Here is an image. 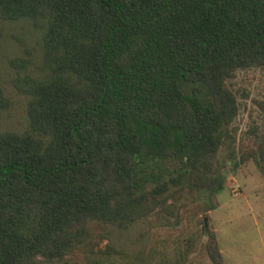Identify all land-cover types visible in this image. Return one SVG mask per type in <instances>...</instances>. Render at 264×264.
<instances>
[{"label": "trees", "instance_id": "1", "mask_svg": "<svg viewBox=\"0 0 264 264\" xmlns=\"http://www.w3.org/2000/svg\"><path fill=\"white\" fill-rule=\"evenodd\" d=\"M0 15L45 18L53 61L30 82L29 127L0 131V264H67L90 222L127 225L180 179L219 191L247 158L213 166L234 139L226 79L264 64V0H0Z\"/></svg>", "mask_w": 264, "mask_h": 264}, {"label": "rangeland", "instance_id": "2", "mask_svg": "<svg viewBox=\"0 0 264 264\" xmlns=\"http://www.w3.org/2000/svg\"><path fill=\"white\" fill-rule=\"evenodd\" d=\"M45 24L43 17L0 15V131L29 127L30 82L53 68L44 49ZM226 84L237 106L230 124L234 139L218 150L213 166L228 154L248 156L226 173L224 187L192 188L180 179L155 199L136 203L137 216L127 225L90 222L65 256L67 264H215L204 221L216 233L225 264H264V163L258 154L264 143V64L236 69ZM165 165L178 173L175 162ZM36 264L51 262L38 258Z\"/></svg>", "mask_w": 264, "mask_h": 264}]
</instances>
